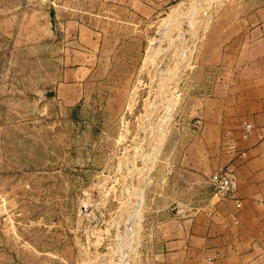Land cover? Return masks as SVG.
I'll return each mask as SVG.
<instances>
[{
	"label": "rangeland",
	"instance_id": "374dc122",
	"mask_svg": "<svg viewBox=\"0 0 264 264\" xmlns=\"http://www.w3.org/2000/svg\"><path fill=\"white\" fill-rule=\"evenodd\" d=\"M262 30L264 0H0V264H172L205 100Z\"/></svg>",
	"mask_w": 264,
	"mask_h": 264
},
{
	"label": "crops",
	"instance_id": "0c3cea01",
	"mask_svg": "<svg viewBox=\"0 0 264 264\" xmlns=\"http://www.w3.org/2000/svg\"><path fill=\"white\" fill-rule=\"evenodd\" d=\"M250 68L205 100L203 127L210 138L196 141L189 162L200 186L212 172L227 170L233 194L220 200L205 185L196 187L192 211L172 222L173 247L162 254L172 264H206L216 253V264H264V61ZM243 121L253 127L247 139L239 136ZM224 131L236 138V151L220 141Z\"/></svg>",
	"mask_w": 264,
	"mask_h": 264
},
{
	"label": "built area",
	"instance_id": "2783aa9c",
	"mask_svg": "<svg viewBox=\"0 0 264 264\" xmlns=\"http://www.w3.org/2000/svg\"><path fill=\"white\" fill-rule=\"evenodd\" d=\"M252 128L251 123L243 121L241 123L242 138H247L250 135ZM231 146V148H235V143H232ZM207 182L213 188L214 195L218 199L221 200L232 196L234 191V180L227 170H219L212 173L208 176ZM219 256V253H216L213 256L207 257L206 264H216V260Z\"/></svg>",
	"mask_w": 264,
	"mask_h": 264
}]
</instances>
